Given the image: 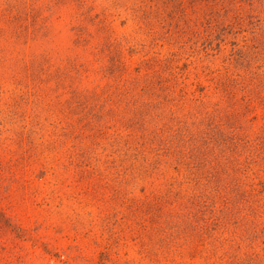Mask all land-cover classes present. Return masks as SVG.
<instances>
[{
	"label": "rangeland",
	"instance_id": "obj_1",
	"mask_svg": "<svg viewBox=\"0 0 264 264\" xmlns=\"http://www.w3.org/2000/svg\"><path fill=\"white\" fill-rule=\"evenodd\" d=\"M0 264H264V0H0Z\"/></svg>",
	"mask_w": 264,
	"mask_h": 264
},
{
	"label": "trees",
	"instance_id": "obj_2",
	"mask_svg": "<svg viewBox=\"0 0 264 264\" xmlns=\"http://www.w3.org/2000/svg\"><path fill=\"white\" fill-rule=\"evenodd\" d=\"M28 14H30V13H28Z\"/></svg>",
	"mask_w": 264,
	"mask_h": 264
}]
</instances>
